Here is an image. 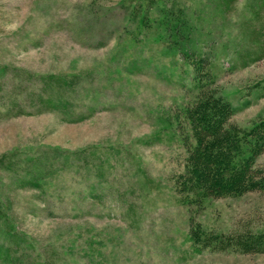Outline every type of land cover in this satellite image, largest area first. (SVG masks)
Returning a JSON list of instances; mask_svg holds the SVG:
<instances>
[{
	"label": "rangeland",
	"instance_id": "rangeland-1",
	"mask_svg": "<svg viewBox=\"0 0 264 264\" xmlns=\"http://www.w3.org/2000/svg\"><path fill=\"white\" fill-rule=\"evenodd\" d=\"M180 1L216 71L209 89L250 127L264 117V0ZM125 3L0 0V190L13 217L42 244L86 228L103 264H264V187L178 201L186 148L172 112L197 97L193 70L151 29L137 39ZM32 175L39 185L21 184ZM66 255L59 264H76Z\"/></svg>",
	"mask_w": 264,
	"mask_h": 264
},
{
	"label": "trees",
	"instance_id": "trees-1",
	"mask_svg": "<svg viewBox=\"0 0 264 264\" xmlns=\"http://www.w3.org/2000/svg\"><path fill=\"white\" fill-rule=\"evenodd\" d=\"M124 6L132 10L130 25L138 21L136 31L131 32L137 35V39L147 35V30L151 29L159 36L161 40L158 41L163 46L174 48L175 52L180 53L182 67L193 70L190 82L197 97L183 106L182 111L172 112V116L177 117V128L181 131L180 138L186 148L184 169L173 175L178 201L200 206L205 198L236 192L245 189V186L264 187V166L258 167L255 163L264 151V117L245 129L229 123L235 108L217 89H209L215 80L216 71L214 65L207 64L202 55L196 33L193 36L188 30L187 7L180 0H126ZM149 11L156 12L159 20L151 18ZM131 30L134 28L131 27ZM207 75L210 77L205 78ZM58 99L60 107L70 111L71 117L73 105L69 99L61 94ZM57 105L51 104L53 108H57ZM73 115L77 117L72 120L85 117L76 113ZM66 119L71 120L68 117ZM0 163H4L3 160ZM250 174L259 180L249 181ZM33 178L34 175L21 177V184L35 186L38 183H32ZM9 205L0 190V264H59V260L65 262L68 257L66 254L71 255L73 260L72 256H78L76 264H103L97 245L89 236H85L86 228L60 245L42 244L20 229ZM193 233L199 236L197 230L194 229Z\"/></svg>",
	"mask_w": 264,
	"mask_h": 264
}]
</instances>
